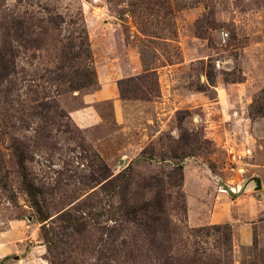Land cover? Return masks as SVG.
<instances>
[{
  "label": "rangeland",
  "instance_id": "374dc122",
  "mask_svg": "<svg viewBox=\"0 0 264 264\" xmlns=\"http://www.w3.org/2000/svg\"><path fill=\"white\" fill-rule=\"evenodd\" d=\"M38 6L83 16L98 86L42 118L31 54L0 67V264H264V0H0V23Z\"/></svg>",
  "mask_w": 264,
  "mask_h": 264
},
{
  "label": "trees",
  "instance_id": "16d2710c",
  "mask_svg": "<svg viewBox=\"0 0 264 264\" xmlns=\"http://www.w3.org/2000/svg\"><path fill=\"white\" fill-rule=\"evenodd\" d=\"M32 8L34 7L32 6ZM38 8L39 10L27 9L22 12L11 10L8 16L5 15L2 18L3 23L1 22L0 25H3L2 31L8 45L7 53L0 57L1 70L2 72L6 71L2 77H10L16 72V59L20 58L22 54L25 56L31 54V65L34 69L32 68L30 72H35L34 75L30 76L31 79H25L27 83L29 82L25 100L26 102H38V106L31 109L32 113L37 112L35 116L40 115L45 118L43 113L51 111L55 113L57 118L61 119L63 116L68 118V114L57 102L58 96L98 86V73L92 61L88 32L81 14L79 17L75 16L68 20L54 7L43 6L40 8L38 6ZM46 63L51 66L44 69ZM210 79L211 83L212 80ZM10 84H13V81H10ZM50 88L51 94L46 96L49 97V100L45 97L46 100L39 103V100L33 98L39 95V90L44 91V95L48 94L45 91L46 89L50 90ZM53 89H55V94ZM12 90L9 89L8 92L11 93ZM26 108L27 105H24V111ZM45 115L48 117V114ZM95 155L97 158L99 157L98 154L95 153ZM178 169L181 172L183 170L182 166ZM96 175L94 173L92 177L86 178L87 183L93 182L91 184L93 187L105 181L103 187L114 185L122 174L114 176L104 167L103 172L98 177ZM180 179L182 178L180 177ZM181 183H178L177 188L182 186ZM80 184H82L81 181ZM148 186L151 187L152 185L148 184ZM31 191L38 193L37 189L33 187ZM163 198L157 194L156 200L148 203L152 208L156 207V210L153 209V215L150 216L152 224L148 228L149 233H158L159 224L157 222L161 220L160 214L165 210ZM143 211L147 213L145 209ZM68 216L70 217V214ZM124 222L131 221L124 220ZM156 248L159 250L162 247L156 245ZM196 262L197 260L193 259L191 264H196ZM166 264H175V262L166 257Z\"/></svg>",
  "mask_w": 264,
  "mask_h": 264
},
{
  "label": "water",
  "instance_id": "95a60500",
  "mask_svg": "<svg viewBox=\"0 0 264 264\" xmlns=\"http://www.w3.org/2000/svg\"><path fill=\"white\" fill-rule=\"evenodd\" d=\"M256 182H257V185H259V187H260V180H256Z\"/></svg>",
  "mask_w": 264,
  "mask_h": 264
},
{
  "label": "crops",
  "instance_id": "0c3cea01",
  "mask_svg": "<svg viewBox=\"0 0 264 264\" xmlns=\"http://www.w3.org/2000/svg\"><path fill=\"white\" fill-rule=\"evenodd\" d=\"M99 99H101V98H99Z\"/></svg>",
  "mask_w": 264,
  "mask_h": 264
}]
</instances>
